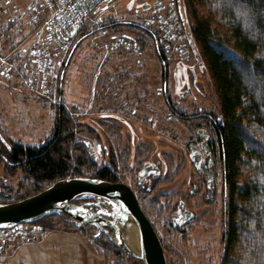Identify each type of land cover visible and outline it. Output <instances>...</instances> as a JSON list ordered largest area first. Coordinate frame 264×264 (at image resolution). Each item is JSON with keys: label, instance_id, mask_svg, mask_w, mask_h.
I'll use <instances>...</instances> for the list:
<instances>
[{"label": "rangeland", "instance_id": "obj_1", "mask_svg": "<svg viewBox=\"0 0 264 264\" xmlns=\"http://www.w3.org/2000/svg\"><path fill=\"white\" fill-rule=\"evenodd\" d=\"M1 1L6 5L8 0ZM38 1L12 0L11 12L2 15L0 44L10 39L14 48L10 50L11 46L0 45V51L6 54H0V204L11 203L3 202L1 194L11 199L20 198L27 194L29 186L21 163L10 164L9 150L16 143L44 145L57 129V110L62 105L81 127L83 132L78 137L90 147V155L99 166L108 162L105 146L120 153L130 148L129 158L126 152L127 163L120 167L121 174L117 172L121 180L129 185L135 186L133 179L136 173L129 170L135 162L139 166L145 161H157L160 156L164 157L170 173L165 176L166 180L155 186L154 195H151L152 199L157 200L159 211L157 215L152 209L146 212L163 241L169 264H222L223 211L227 198L218 154L213 158L218 185L215 200H208L204 191L190 194L199 177L188 146L201 138L199 129L206 128L213 138V130L209 129V115L212 114L219 121L221 119L218 97L204 59L198 57L195 60L191 53L186 62L190 68L185 71L177 56L166 55L172 60L166 67L158 57L154 44L146 51L140 48L138 51L113 49L111 42L121 38V35L114 37L105 29L92 34L84 32L85 36L79 39L75 47L72 46L70 51L58 58L57 81L51 83L46 95H42L30 89L28 80L22 79L28 49L43 38L42 28L30 25L31 8ZM131 1L136 5L133 9L136 13L142 2L153 0H119L103 18L132 20L136 16L132 9H128ZM179 2L189 29L187 10L183 0ZM226 29L225 23L217 19L215 35L227 41ZM6 31H9L8 37H4ZM192 46L196 53L193 41ZM19 53L20 59L14 58ZM6 61L13 66L12 74L19 79L18 84L10 81L13 75L2 73L7 67ZM166 74L167 86L164 82ZM59 88L62 89L60 94ZM167 96L183 115L177 116L171 111ZM146 152L149 154L143 157ZM134 154L141 155V158L134 159ZM128 165L131 168L128 169ZM247 175L245 172L244 176ZM51 185L47 184L44 189ZM180 199L185 200L195 217L185 226L173 227L170 214ZM89 230L96 235L90 238L83 233L89 241L104 236L119 248L107 235L91 227ZM111 234L114 235V232L111 231ZM17 246L22 245L12 242L5 250ZM92 247L102 264H143L125 252L117 255L93 244Z\"/></svg>", "mask_w": 264, "mask_h": 264}, {"label": "trees", "instance_id": "obj_2", "mask_svg": "<svg viewBox=\"0 0 264 264\" xmlns=\"http://www.w3.org/2000/svg\"><path fill=\"white\" fill-rule=\"evenodd\" d=\"M183 2L197 50L193 56L195 60L198 57L204 59L219 101L221 119L219 121L209 115L211 128L208 127L216 137L214 146L221 159L227 198L223 211L222 264H264V0ZM135 6L131 1L128 9L135 10ZM217 19L225 23L227 41L215 35ZM103 29L113 33L114 37L119 34L121 38L134 41L143 51L154 44L158 57L166 67L172 61L162 53L157 33L146 27L137 16L132 20L106 18L96 31L85 28L75 39L73 48L85 36L84 32L92 34ZM8 32L4 33V37L9 36ZM124 33L126 35H122ZM10 43L11 40L7 39L0 45L7 47ZM1 51L0 54L6 56ZM19 55L14 58L20 59ZM182 64L183 70L190 68L187 63ZM164 82L167 86V74ZM61 90L59 88L58 94ZM170 108L175 115H183L173 103ZM57 111L60 120L56 133L46 144H18L13 149L12 156L20 161L25 180L29 183L27 194L23 197L39 193L47 184L68 177L118 181L117 172L111 174L106 164L99 166L90 155V147L78 137L83 132L81 127L66 113L65 107L58 106ZM126 162L117 157L111 160L115 170ZM245 172L248 173L246 177ZM23 197L11 199L1 194L3 202H15ZM157 207L158 202L152 207L156 215L159 211ZM36 223L47 230L83 234L80 228L58 215L48 216ZM91 244L117 255L124 252L104 236L91 240Z\"/></svg>", "mask_w": 264, "mask_h": 264}, {"label": "built area", "instance_id": "obj_3", "mask_svg": "<svg viewBox=\"0 0 264 264\" xmlns=\"http://www.w3.org/2000/svg\"><path fill=\"white\" fill-rule=\"evenodd\" d=\"M118 1L39 0L33 5L30 25L41 27L43 38L28 49L27 61L24 63L25 75L22 79L28 80L31 90L42 95L50 91L51 83L57 81L56 63L61 54L70 51L75 39L85 28L90 31L100 29L104 22L103 15L115 8ZM11 2L12 0L6 1V6L0 0V28L2 15L11 12ZM135 14L146 27L159 34L160 47L165 55L174 54L181 62L189 60L193 52L192 40L179 0L149 1L146 9L137 8ZM111 43L113 49L140 50L130 39L117 38ZM6 65L2 73L6 76L13 75V66L8 61ZM81 230L90 238L96 237L86 226L81 227ZM47 232L39 223L17 224L0 229V264L4 262L5 249L12 242L21 245L38 242Z\"/></svg>", "mask_w": 264, "mask_h": 264}, {"label": "water", "instance_id": "obj_4", "mask_svg": "<svg viewBox=\"0 0 264 264\" xmlns=\"http://www.w3.org/2000/svg\"><path fill=\"white\" fill-rule=\"evenodd\" d=\"M193 158L199 166V155L196 153ZM210 159L208 153L204 163L208 177L212 180ZM147 166L139 173L141 179L149 176ZM156 171L159 170L156 168L151 172ZM80 201L83 203H78ZM92 204L99 209L93 211L90 208ZM51 215H58L78 228L88 226L100 231L126 254L143 264H169L161 238L141 208L135 193L124 183L90 177L60 179L37 194L0 204V229L35 223ZM192 216L190 214L184 222L189 221ZM130 220L135 222L138 229V252L133 251L124 239L123 230Z\"/></svg>", "mask_w": 264, "mask_h": 264}, {"label": "flooded vegetation", "instance_id": "obj_5", "mask_svg": "<svg viewBox=\"0 0 264 264\" xmlns=\"http://www.w3.org/2000/svg\"><path fill=\"white\" fill-rule=\"evenodd\" d=\"M18 80L19 79L14 74H13V76L10 77V81H14L16 84H18V82H19ZM5 84L9 85L8 82H5ZM166 101L168 103V106L171 107L172 106V101L170 100V98L166 99ZM57 119H58V121L60 120L59 112L57 114ZM124 122H125V119H124L123 123ZM207 131L208 130H206V128L199 129L198 133H199V135L201 136L202 139L198 138L197 142H192L188 146L189 147V152H190V157H191V160H192V162L194 164L195 172H196V174L199 177L198 178L199 180H197L193 184V187L190 190V194H192V195L194 194L195 195V194H198V193L204 191V193L206 194V197L208 198V200L214 201L215 197H216V193H217V187H218V185H217L216 163H215V161L213 159L214 155L216 154V148L214 146V141L216 140V137L213 136V138H212V134L207 132ZM55 133H56V129H55ZM18 144H21V143L14 144L12 149L9 150L10 153H9L8 156L10 157V159L12 161L10 163L11 165L20 164V161L15 160L13 158V156H12L13 149ZM104 148H105L104 152H105V154H106V156L108 158V162L106 163L107 170H109L111 174L113 172L120 173L119 170L121 168H119L118 170H115L114 167L112 166V164H111L112 157H117V159L120 160V161L128 160V158L130 157L129 156L130 155V151H129L130 148L125 150V151H123V152H121V153L120 152H116L114 149H110L107 146H105ZM126 152L128 153V158H127V153ZM196 153L201 158V164L199 166L196 165L195 160L193 158V155L196 154ZM208 153L211 156L210 169L213 170V179L212 180L209 179V177H208V171H207V168H206L205 163H204V158L206 157V155ZM148 154L149 153L146 152V155H143V157L147 156ZM139 157L141 158V155L134 154V159H138ZM219 161H220V165L222 167L221 159ZM146 165H148L147 166V172L149 173V176H147L144 179H141L140 176H139V173H140V171L142 169H144L146 167ZM127 168L129 169L131 167L128 165ZM156 168L159 171L151 172V171H155ZM129 170H131L133 173H136V176L133 179V184L135 186L129 185L127 182L122 181L121 180V175H119V174L117 175L118 181H115V183L116 182L124 183V184L128 185L132 189V191L135 193V195H136V197H137V199L139 201V204H140L141 208L143 209L144 213L146 214V216L151 221V219H150V217H149V215H148V213L146 211H148V212L151 211L150 209H152L154 204H157V200L152 199L151 195L152 196L154 195V192L156 190L155 186L158 183H160L163 179H165V176L167 174L169 175L170 167H169L168 163L164 160V157L160 156L159 160H157V161H145L142 165H139V166L135 162L134 167L132 169H129ZM131 171H126V172L131 173ZM156 175H157V178H155ZM222 178H223V167H222ZM107 181L113 182V181H110V180H107ZM223 188H225L224 183H223ZM170 204H172V203H170ZM90 208L93 211H97L99 209V207H97L95 204H92L90 206ZM109 211H110V209H109ZM188 212H190V213H188ZM190 214H193L192 218L189 221L184 222L185 219ZM173 215H175V217ZM170 216H171V219H172L173 227H182V226L187 225L192 219H194L195 213L192 210H190L189 208H187V203L185 202V200L180 199L179 202L176 204L175 208L172 209V213L170 214ZM151 223H152V221H151Z\"/></svg>", "mask_w": 264, "mask_h": 264}, {"label": "crops", "instance_id": "obj_6", "mask_svg": "<svg viewBox=\"0 0 264 264\" xmlns=\"http://www.w3.org/2000/svg\"><path fill=\"white\" fill-rule=\"evenodd\" d=\"M4 258V264H102L91 240L65 230H48L38 242L5 250Z\"/></svg>", "mask_w": 264, "mask_h": 264}, {"label": "bare ground", "instance_id": "obj_7", "mask_svg": "<svg viewBox=\"0 0 264 264\" xmlns=\"http://www.w3.org/2000/svg\"><path fill=\"white\" fill-rule=\"evenodd\" d=\"M127 226V227H126ZM124 227V239L127 245L135 252L139 250V233L133 220H130Z\"/></svg>", "mask_w": 264, "mask_h": 264}]
</instances>
